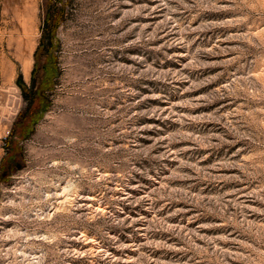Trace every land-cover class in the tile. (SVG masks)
I'll return each instance as SVG.
<instances>
[{"label": "rangeland", "instance_id": "374dc122", "mask_svg": "<svg viewBox=\"0 0 264 264\" xmlns=\"http://www.w3.org/2000/svg\"><path fill=\"white\" fill-rule=\"evenodd\" d=\"M0 264H264V0H0Z\"/></svg>", "mask_w": 264, "mask_h": 264}, {"label": "trees", "instance_id": "16d2710c", "mask_svg": "<svg viewBox=\"0 0 264 264\" xmlns=\"http://www.w3.org/2000/svg\"><path fill=\"white\" fill-rule=\"evenodd\" d=\"M64 16V7L62 8H53L52 6H48L45 11V15L43 18V36H42V41L39 45V48L47 49L50 50L51 47H54L55 45V34L57 32V29L60 25V22ZM46 39H48V47L45 45L46 44ZM49 60L47 64H45L46 72L44 74V77L42 79V82L40 83L39 88L35 89L34 91H31L32 97H31V102L38 97L39 99V104L44 102L46 100V95H45V90L49 88L52 85V80L53 76L57 72V66H56V59L55 57L50 54ZM35 70H33V84H36V78H35ZM19 84L23 87V91L25 94H28V91L26 88H24L25 82L22 80V77L20 76L19 78ZM27 87V85H26ZM28 90H30L28 88ZM27 112V111H26Z\"/></svg>", "mask_w": 264, "mask_h": 264}]
</instances>
